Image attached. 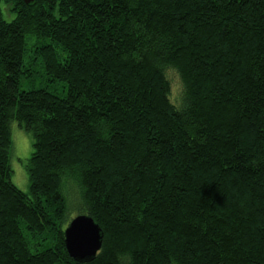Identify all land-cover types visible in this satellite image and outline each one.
Returning a JSON list of instances; mask_svg holds the SVG:
<instances>
[{
    "label": "trees",
    "instance_id": "trees-1",
    "mask_svg": "<svg viewBox=\"0 0 264 264\" xmlns=\"http://www.w3.org/2000/svg\"><path fill=\"white\" fill-rule=\"evenodd\" d=\"M1 1L0 264H77L69 212L102 231L89 264H264V0ZM27 52L65 96L19 89Z\"/></svg>",
    "mask_w": 264,
    "mask_h": 264
},
{
    "label": "rangeland",
    "instance_id": "rangeland-1",
    "mask_svg": "<svg viewBox=\"0 0 264 264\" xmlns=\"http://www.w3.org/2000/svg\"><path fill=\"white\" fill-rule=\"evenodd\" d=\"M9 9L10 5H6L3 1L0 2L1 17L5 22H10L14 18V14ZM24 61L28 63H25ZM23 62L24 65L29 66L30 73H24L21 76L19 82V89L21 91L44 89L48 92L56 94L59 97L65 96L64 84L60 82H49L48 77L44 75L43 69L40 65H38L39 60H35L33 54L31 55L30 59V54L27 52L25 54ZM165 76L169 83V99L171 103L176 104V101H178L181 92L180 81L174 71H166ZM10 133V169L12 172L10 181L18 190L23 193H27L29 188V180L26 167L28 165V160L32 152L33 139L31 135L20 129L16 122L11 123ZM71 200H73L72 203L76 205L74 198H72ZM76 214V212H69L67 220L74 218ZM32 239H34L33 241L35 243V246H32L31 244L32 251H34V248L35 250L42 249L50 247L52 244L50 240L42 241V237L40 236ZM36 244H40L42 246H36Z\"/></svg>",
    "mask_w": 264,
    "mask_h": 264
},
{
    "label": "water",
    "instance_id": "water-1",
    "mask_svg": "<svg viewBox=\"0 0 264 264\" xmlns=\"http://www.w3.org/2000/svg\"><path fill=\"white\" fill-rule=\"evenodd\" d=\"M31 4L36 0H19ZM102 231L85 215L72 218L63 230V241L68 257L77 264H89L95 258L102 242Z\"/></svg>",
    "mask_w": 264,
    "mask_h": 264
}]
</instances>
